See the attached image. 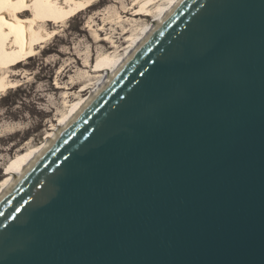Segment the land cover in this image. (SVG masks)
Segmentation results:
<instances>
[{"label": "water", "instance_id": "water-1", "mask_svg": "<svg viewBox=\"0 0 264 264\" xmlns=\"http://www.w3.org/2000/svg\"><path fill=\"white\" fill-rule=\"evenodd\" d=\"M0 264H264V0H177L0 194Z\"/></svg>", "mask_w": 264, "mask_h": 264}, {"label": "rangeland", "instance_id": "rangeland-1", "mask_svg": "<svg viewBox=\"0 0 264 264\" xmlns=\"http://www.w3.org/2000/svg\"><path fill=\"white\" fill-rule=\"evenodd\" d=\"M155 1L143 11L148 16H132L139 0H95L63 22L52 21L56 34L9 70L16 83L0 92V182L20 153L44 144L61 119L91 94L105 72L96 66L100 56L122 54L131 38L152 23L157 6L166 2ZM99 37L104 44L96 43Z\"/></svg>", "mask_w": 264, "mask_h": 264}, {"label": "bare ground", "instance_id": "bare-ground-1", "mask_svg": "<svg viewBox=\"0 0 264 264\" xmlns=\"http://www.w3.org/2000/svg\"><path fill=\"white\" fill-rule=\"evenodd\" d=\"M95 0H0V66L4 72L0 74V92L14 87L15 75L9 73L19 61L35 55L36 50L49 38L56 34L51 22H63L71 14L91 7ZM154 0H139V8L132 16H148L149 4ZM157 1V0H156ZM155 1V2H156ZM177 0H166L157 6L152 23L145 26L141 33L130 40L122 54L104 53L96 62L99 71H105L91 89V94L77 103L75 110L69 116L62 118L55 131L46 137V142L23 153L13 160L8 168L6 177L0 182V194L3 193L14 178H19L21 172L49 144L52 139L69 124L70 119L89 101L108 76L111 78L115 70L125 62L127 57L135 52L137 45L145 38L156 20L161 18ZM136 4V5H137ZM157 4V3H156ZM135 5V4H134ZM135 6L130 8L134 10ZM100 38V37H99ZM100 38L96 43L104 44ZM46 50V48H44ZM78 64V62L76 61ZM2 71V70H1ZM13 72V71H12Z\"/></svg>", "mask_w": 264, "mask_h": 264}]
</instances>
